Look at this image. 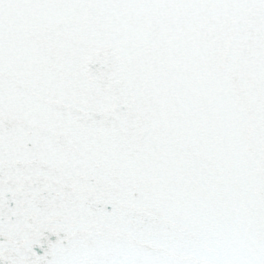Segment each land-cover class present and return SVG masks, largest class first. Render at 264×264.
<instances>
[{
  "label": "snow or ice",
  "instance_id": "obj_1",
  "mask_svg": "<svg viewBox=\"0 0 264 264\" xmlns=\"http://www.w3.org/2000/svg\"><path fill=\"white\" fill-rule=\"evenodd\" d=\"M0 264H264V0H0Z\"/></svg>",
  "mask_w": 264,
  "mask_h": 264
}]
</instances>
